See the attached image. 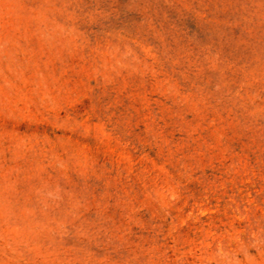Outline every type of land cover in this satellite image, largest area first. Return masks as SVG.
Instances as JSON below:
<instances>
[{
  "label": "rangeland",
  "instance_id": "1",
  "mask_svg": "<svg viewBox=\"0 0 264 264\" xmlns=\"http://www.w3.org/2000/svg\"><path fill=\"white\" fill-rule=\"evenodd\" d=\"M0 264H264V0H0Z\"/></svg>",
  "mask_w": 264,
  "mask_h": 264
}]
</instances>
